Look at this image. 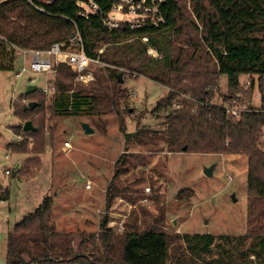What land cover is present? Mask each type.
<instances>
[{
  "label": "trees",
  "instance_id": "trees-1",
  "mask_svg": "<svg viewBox=\"0 0 264 264\" xmlns=\"http://www.w3.org/2000/svg\"><path fill=\"white\" fill-rule=\"evenodd\" d=\"M117 1L96 3L101 13H108ZM77 3L54 0L37 11L25 0L1 2L0 70H13L16 51L8 49L9 44L45 51L54 44L71 47L69 40L76 35L87 58L98 59L112 70L111 107L119 117L125 143L135 140L144 148L138 152L127 147L116 159L104 210L111 208L115 197L137 204L143 189H132L127 177L120 179L132 169L143 168L150 158L146 153L166 149L167 153L239 154L247 157L246 231L219 236L169 233L163 228L164 208L155 207L157 214L153 215L151 209L137 205L122 232L107 228L106 216L99 221L97 233L58 232L51 219L53 200L46 196L8 233L5 264H133L134 259L148 253L147 243L153 238L162 239L168 264H264V148L260 146L264 113L247 110L233 118L221 107L230 103L251 109L255 86L264 95V0H163L156 14L161 19L157 25L146 20L144 26L130 28L128 22H122L110 32L103 28L99 14L81 17ZM101 46L105 49L98 55ZM149 49L157 53L156 58L148 54ZM117 70L167 89V95L154 108L168 111L159 134L139 130V124L135 133L125 134L123 113L115 106L126 93L118 82ZM74 76L60 63L56 78L46 84L54 89L50 108L54 117L79 115L83 106H89L83 113L93 110L96 95L72 90L66 79ZM219 77H224L226 91H219L221 102L217 104L212 99L218 92ZM242 78H248L249 86L241 82ZM29 95L39 99L46 96L37 89L26 93ZM178 97L181 100L175 109ZM38 105L42 103L33 109ZM24 110H30L29 104ZM34 128V132H24L22 126L12 129L15 135L23 133L39 140L40 129ZM7 148L20 154L40 153L36 147L27 153L22 142L9 143ZM33 161L26 158L24 164ZM150 190L156 206L158 199ZM7 199L6 189L2 192L0 186V201Z\"/></svg>",
  "mask_w": 264,
  "mask_h": 264
},
{
  "label": "rangeland",
  "instance_id": "rangeland-1",
  "mask_svg": "<svg viewBox=\"0 0 264 264\" xmlns=\"http://www.w3.org/2000/svg\"><path fill=\"white\" fill-rule=\"evenodd\" d=\"M81 8L91 12L86 5ZM109 17L118 22L135 23L144 16L112 12ZM99 49L104 52L105 46ZM22 65V55L16 52L13 70H0V186L8 195L6 201H0V264L6 262L8 233L46 196L53 200L51 219L56 231L97 233L102 219V213L97 214V210H104V192L113 177L116 159L127 147L138 152L144 150L135 140L128 144L124 141L119 117H116L115 107H111L112 70H107L105 64L91 65L93 81L87 84L76 82L75 78L66 79L72 90L93 92L97 97L89 114L83 113L89 106H83L79 115L67 117L52 115V95L45 92L46 96L40 99L26 96L29 86H34L40 93L47 90V82L54 80L55 75L27 71L16 78L15 72ZM119 74L121 88L126 93L122 101L115 102V106L123 113L125 134L135 133L138 124L139 130L143 128L159 134L168 111H154V108L167 95V89L125 70H117V77ZM217 81L218 92L212 101L220 104L218 94L226 91L225 79L219 77ZM245 81L246 78L241 79V82ZM178 100L181 97L175 102L179 103ZM30 102L42 105L31 111L24 110ZM252 103L255 107L259 105L257 100ZM27 121L40 129L39 140L23 133L14 134L13 126L23 127ZM82 124H87L93 132L86 134ZM21 142L27 153L33 152L35 147L40 153L20 154L7 148L9 143ZM65 142L72 146L71 150L64 149ZM165 150L146 153L150 157L148 163L141 169H132L131 174L120 179L123 181L127 177L134 190L152 189L158 201L156 206L152 202L150 212L156 215L155 207L164 208V230L180 235L244 234L247 157L239 154L167 153ZM26 158H33V163L24 164ZM205 169H210L209 175L204 174ZM86 179L91 183L90 189L85 188ZM116 200L111 209L124 213L126 206ZM147 247L148 253L134 259L133 264H168L163 255L162 239H151Z\"/></svg>",
  "mask_w": 264,
  "mask_h": 264
},
{
  "label": "built area",
  "instance_id": "built-area-1",
  "mask_svg": "<svg viewBox=\"0 0 264 264\" xmlns=\"http://www.w3.org/2000/svg\"><path fill=\"white\" fill-rule=\"evenodd\" d=\"M9 0H0L1 2H5ZM29 5H31L37 11H43V5H49L54 0H25ZM97 0H78V6L80 8L79 15L83 18H88L90 14H99L102 26L107 31L115 30L119 27L120 23L115 20H111L109 15L112 12L118 13H127L131 15H136L138 13L142 14L144 17L143 19H138L135 23H129L130 28H137L144 26L146 20H150L153 25H157L158 22L161 21L160 18H157L156 14L159 8V4L163 0H139L138 2H133L132 0H118L116 3L112 4L111 9L108 13H101L100 9L96 3ZM86 5L91 12L84 11L81 6ZM143 42H146V38H142ZM69 44L71 47H67L66 44H54L48 50L40 51V50H29V49H21L16 47L15 45L9 44L8 49L15 50L22 55L23 65L19 71L15 72V77L20 78L24 73L27 71L31 72L32 74H56V67L63 63L65 64L72 73H74V78L76 82L87 84L93 81V75L90 72V67L92 64H99L98 59H89L87 58L83 50L80 47V40L76 35H73L70 40ZM98 55L103 53V49H99ZM148 54L151 56L156 57L157 53L149 49ZM49 83V82H47ZM245 86H249L250 82L248 78H246L245 82H242ZM48 90V86H47ZM46 93L53 95L54 89L49 88ZM252 100H257L259 105L255 107L254 105L251 106V109H246L244 106H235L234 104L225 103L221 107L223 111L233 117L236 118L238 115L244 111H254V112H261L264 113V95L258 93H253ZM173 108L178 109L179 104L174 103ZM260 146L264 148V133L261 132L260 135ZM64 149L69 151L72 149V146L68 143H64ZM5 159H8V155H5ZM5 174H9V171L6 170ZM85 188L90 189L91 183L86 180ZM108 196L106 191L104 192V197ZM116 201L123 202L126 206V211L118 212L112 210L111 208L107 211L97 210V214L102 213V216H106V224L107 228H111L118 232H122L125 229L124 223L127 219L131 210L136 209L137 205H143L147 209L152 208V201H151V190L149 187L143 188L142 193L140 194V199L137 204L132 205L126 202L124 199L117 197ZM114 208V207H113Z\"/></svg>",
  "mask_w": 264,
  "mask_h": 264
},
{
  "label": "water",
  "instance_id": "water-1",
  "mask_svg": "<svg viewBox=\"0 0 264 264\" xmlns=\"http://www.w3.org/2000/svg\"><path fill=\"white\" fill-rule=\"evenodd\" d=\"M133 2H138L139 0H132ZM121 74H119L118 75V82L119 83H121ZM36 88L34 87V86H29L28 88H27V90H26V93H30V92H32L33 90H35ZM36 105V103L35 102H30L29 103V109L30 110H32L33 109V107ZM23 131L24 132H29V131H32V132H34V131H36V129L32 126V123H31V121H27V122H25L24 123V125H23ZM82 128L84 129V131H85V133L86 134H90V133H92L93 131L89 128V126L87 125V124H82ZM204 174H206V175H209L210 174V169H205L204 170Z\"/></svg>",
  "mask_w": 264,
  "mask_h": 264
},
{
  "label": "crops",
  "instance_id": "crops-1",
  "mask_svg": "<svg viewBox=\"0 0 264 264\" xmlns=\"http://www.w3.org/2000/svg\"><path fill=\"white\" fill-rule=\"evenodd\" d=\"M10 131V130H9ZM87 180V179H86ZM86 182V181H85ZM114 207V206H113Z\"/></svg>",
  "mask_w": 264,
  "mask_h": 264
}]
</instances>
